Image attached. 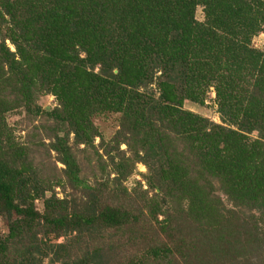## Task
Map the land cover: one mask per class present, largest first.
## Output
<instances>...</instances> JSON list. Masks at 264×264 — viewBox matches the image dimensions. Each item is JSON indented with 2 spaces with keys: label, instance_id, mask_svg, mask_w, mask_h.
<instances>
[{
  "label": "trees",
  "instance_id": "trees-1",
  "mask_svg": "<svg viewBox=\"0 0 264 264\" xmlns=\"http://www.w3.org/2000/svg\"><path fill=\"white\" fill-rule=\"evenodd\" d=\"M259 32L264 0H0V212L11 219L0 264L48 255L51 264H191L196 252L198 264H264V49L251 45ZM211 87L220 123L183 108L203 105ZM40 94L56 106L41 108ZM17 108L52 122L49 142L35 144L63 166L50 183L5 124ZM111 114L117 127L105 138L93 119ZM70 143L92 148L118 186L82 178ZM138 163L146 189L129 192L123 182ZM119 232L141 253L112 261L89 245ZM38 233L71 238L53 244Z\"/></svg>",
  "mask_w": 264,
  "mask_h": 264
},
{
  "label": "rangeland",
  "instance_id": "rangeland-1",
  "mask_svg": "<svg viewBox=\"0 0 264 264\" xmlns=\"http://www.w3.org/2000/svg\"><path fill=\"white\" fill-rule=\"evenodd\" d=\"M195 17L198 21H202L204 19V15L202 12L201 7H198L196 9ZM6 44L9 46L10 50L13 51V47L9 43V41H6ZM251 45L254 48L263 50L264 49V32H259L257 35H255L251 40ZM56 99L51 94H40L38 95L36 99V104L41 106L43 109H50L56 106ZM183 108L190 110L200 116H203L205 118H208L209 120L220 123V119L217 113V105L215 102V92L214 89L211 87L208 90L205 102L203 105H198L189 101H185L183 103ZM118 117L116 114L106 115V116H97L93 119V122L97 125L99 131L105 138L110 136V134L113 133L115 128L117 127L115 124V120ZM5 124L12 132V137L16 143L25 144L26 141H28L27 145L29 147V157L30 159H33V162L36 163L37 167L41 171V175L45 180H49V183L54 181L55 176H57L60 172L59 170L63 168L62 164H60L56 160V154L52 150H47L44 146L41 145H35L39 140H42L45 144L49 142V136L50 131L49 127L51 128V121L46 118L45 115H29L24 109L17 108L12 111H8L5 114L4 117ZM100 142V139L96 137L93 142V146L96 148L98 147ZM71 144V143H70ZM72 150L78 158V162L81 166V177L84 178L86 181L89 182L92 186L95 184V182H103L108 184V188L113 186H118V184H115L112 180L114 177L113 172L110 170L109 165L104 169V171H101L98 167V161H96V156L94 155V151L92 148H87L85 153L76 151V148L83 149V145H80L79 147H73L71 144ZM120 150L126 151V146L124 144L120 145ZM99 152H101L99 150ZM88 158H90L91 162H88ZM102 160H104L105 163H107L106 157H103ZM35 163H33L35 165ZM146 173L145 167L138 163L136 164L132 174L128 177L126 181L123 182V186H125L129 192H132V190L137 186V184H140L142 189H146L145 182L143 181L142 174ZM108 179V180H107ZM115 188V187H114ZM54 192L56 195L60 198L63 197V193L59 187H54ZM67 192H71V189L69 187L67 188ZM222 200L227 202L225 199V196H221ZM117 201L120 202L117 198ZM127 199H123L121 203L125 204ZM35 207L38 210H41L42 203L41 200L37 199L34 201ZM126 206V205H125ZM11 219L5 216L3 213L0 212V237L4 238L7 235V225L8 222ZM158 220H163V216L159 215ZM191 229V228H190ZM149 230V229H148ZM151 231V230H150ZM150 231L144 236H137L140 238L138 243V247L142 245L141 247L144 248L145 244H148V239H150L152 236L150 235ZM190 230H187L188 232ZM185 232V233H186ZM121 232L116 233L112 235L111 238H109L106 241L92 238L89 241L90 247H96L100 244V246H103L104 250L107 251V255H110V259L112 261L115 259L117 260L120 257H123V255L127 254H134L137 253L136 244L133 241L131 243H128L126 241V235L119 237ZM129 235V234H128ZM127 235V236H128ZM245 236V235H244ZM38 241H43L47 243H53V244H60L66 242L69 238H71V235L68 236H60V237H53V236H47L45 237L43 234L38 233L37 234ZM241 238L242 235L240 236ZM246 237V236H245ZM102 242V243H101ZM22 244H25V242H22ZM110 245V248H108V245ZM119 244V245H118ZM85 246L82 243L81 245H75L73 249L71 250V255L73 258L79 257L81 255L80 251L84 249ZM10 250V249H9ZM13 250V247L10 251ZM141 252L137 253L140 254ZM237 254V253H235ZM10 256L11 255L10 253ZM49 258L44 257L42 259L41 264H51L49 263ZM189 260L191 261V264H198V256L197 252L195 255L189 254ZM57 264V263H53Z\"/></svg>",
  "mask_w": 264,
  "mask_h": 264
}]
</instances>
